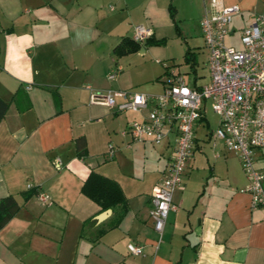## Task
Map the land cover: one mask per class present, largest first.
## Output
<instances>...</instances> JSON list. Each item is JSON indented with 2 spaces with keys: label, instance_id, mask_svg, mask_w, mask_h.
I'll return each mask as SVG.
<instances>
[{
  "label": "crops",
  "instance_id": "0c3cea01",
  "mask_svg": "<svg viewBox=\"0 0 264 264\" xmlns=\"http://www.w3.org/2000/svg\"><path fill=\"white\" fill-rule=\"evenodd\" d=\"M208 3L0 0V98L9 103L0 123V200L13 196L21 207L0 231V264H264V209H253L251 195L241 192L248 179L239 158L221 142L201 139L204 121L173 196L177 211L161 235L151 198L174 156L173 137L159 146L128 147L121 132L149 109L118 113L93 102L110 91L162 94L168 65L158 57H169L167 43L123 57L115 48L134 40L140 25L166 42L188 37L196 26L202 35ZM224 4L242 10L230 26L233 43L264 14V0ZM148 55L155 61L141 65ZM80 138L87 143L83 158L76 149ZM255 158L264 174V149ZM93 171L119 183L126 206L102 210L83 194ZM42 193L49 204L40 200ZM130 244L144 247L143 255H132Z\"/></svg>",
  "mask_w": 264,
  "mask_h": 264
},
{
  "label": "built area",
  "instance_id": "2783aa9c",
  "mask_svg": "<svg viewBox=\"0 0 264 264\" xmlns=\"http://www.w3.org/2000/svg\"><path fill=\"white\" fill-rule=\"evenodd\" d=\"M201 20V31L208 51L210 81L202 86H189L185 77L168 67L165 89L160 95L132 91H110L93 102L103 104L118 113H141L149 109L142 121H133L121 132L133 143L159 146L173 137L175 153L163 179L151 198V218L155 230L162 235L167 218L177 211L174 193L182 187L186 167L196 149L197 126L206 120V105L211 101L220 118L219 127L211 136L221 142L228 152L240 160L248 179L241 190L252 197L253 209H264V174L256 167V152L264 149V14L256 15L250 26L238 37L240 47L228 45L234 37L230 26L242 14L239 6H226L224 0H208ZM153 31L143 25L134 29V40L144 42ZM236 39V37H235ZM236 42V40H235ZM121 71L111 73L114 79ZM121 100L122 102H118ZM110 144L109 154H115ZM58 168L61 162L58 161ZM44 204L50 203L47 194H40ZM132 255L141 256L144 247L128 245Z\"/></svg>",
  "mask_w": 264,
  "mask_h": 264
},
{
  "label": "trees",
  "instance_id": "16d2710c",
  "mask_svg": "<svg viewBox=\"0 0 264 264\" xmlns=\"http://www.w3.org/2000/svg\"><path fill=\"white\" fill-rule=\"evenodd\" d=\"M174 17V10L171 8ZM166 40H158L150 36L144 42L126 38L114 50L117 57L127 56L139 52L143 47L164 46ZM194 60V54L188 49L186 61ZM168 73V67L165 68L164 76ZM9 110V103L0 98V123ZM87 143L84 138L76 140V149L78 156L83 158L87 153ZM84 195L96 202L102 210H109L116 206H126L127 198L118 182L109 179L95 171L92 172L86 183L82 187ZM20 205L15 197L10 196L0 200V231L16 216L20 210Z\"/></svg>",
  "mask_w": 264,
  "mask_h": 264
},
{
  "label": "rangeland",
  "instance_id": "374dc122",
  "mask_svg": "<svg viewBox=\"0 0 264 264\" xmlns=\"http://www.w3.org/2000/svg\"><path fill=\"white\" fill-rule=\"evenodd\" d=\"M238 37L236 36V42L233 43V40H228V45H235L236 47H240V43H238ZM167 52L169 53V57L162 59L163 57H158L161 60H164L165 64L170 67V70L177 71L181 73L187 83L190 86H194L195 81L198 86H202L207 84L210 81V71L208 69V51L204 46V41L198 26L191 28L190 33L184 35L182 38L171 37L167 40L166 45ZM190 49L194 54V60L188 63L186 61V52ZM152 57V56H151ZM150 55L145 58H141V65L143 61H152ZM156 59V58H155ZM155 59H153L155 61ZM150 66V64H149ZM152 84V83H151ZM137 90L142 91L141 87H138ZM220 118L213 111L211 101H208L206 105V121L203 122V127L198 131L201 139L208 141L209 137L211 138L212 134L216 132L219 127ZM214 140H211L213 143ZM205 153L210 157H212L211 149L208 145H206ZM202 159L204 158V168H208L206 164L207 157L204 155H200Z\"/></svg>",
  "mask_w": 264,
  "mask_h": 264
}]
</instances>
